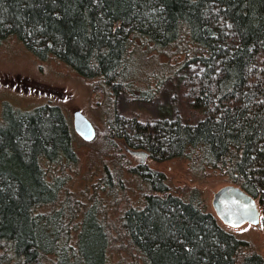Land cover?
I'll return each instance as SVG.
<instances>
[{
    "label": "trees",
    "instance_id": "trees-1",
    "mask_svg": "<svg viewBox=\"0 0 264 264\" xmlns=\"http://www.w3.org/2000/svg\"><path fill=\"white\" fill-rule=\"evenodd\" d=\"M10 35L110 94L130 90L139 55L146 60L139 40L182 53L181 64L196 66L184 77L185 98L201 116L149 122L109 109L98 154L113 167L105 165L109 199L100 204L97 193L85 202L65 184L77 156L60 106L4 103L0 264H264L255 244L221 227L194 193L170 189L146 162L129 164L115 142L214 170L254 197L264 223V0H0V40ZM125 171L141 178L136 187L118 176Z\"/></svg>",
    "mask_w": 264,
    "mask_h": 264
},
{
    "label": "rangeland",
    "instance_id": "rangeland-1",
    "mask_svg": "<svg viewBox=\"0 0 264 264\" xmlns=\"http://www.w3.org/2000/svg\"><path fill=\"white\" fill-rule=\"evenodd\" d=\"M137 45L148 54H145L144 61H140L139 55L134 65L135 71L128 79L131 82L130 90L110 94L101 83L82 77L55 56L49 54L45 58L38 57L13 35L0 40V115L4 103L22 110L47 103L60 106L72 128L73 147L77 156L76 164L72 167L76 169L66 168L68 177L65 184L71 189L72 196L80 197L85 202L88 201L87 195L92 192L97 193L100 204L107 203L109 199L104 182L105 165L113 167L112 158L108 154L98 153L106 145L103 138L107 134L106 119L111 109L114 108L124 117L149 122L177 115L183 121L194 122L201 116V110L185 98L184 77L196 67L195 62L181 64L182 53L166 56L163 52L149 50L143 40H139ZM143 89L152 91L148 99L137 97L138 90ZM75 109L82 111L93 123L95 136L91 140L83 139L73 129L72 113ZM120 141L116 139L115 142H118L119 152L123 153L129 164L135 165L142 161L160 170L170 189L185 197L194 193V199L213 214L211 193L221 184L229 182L222 175L207 168L199 173L194 163L187 158L169 157L155 161L137 152H124ZM54 165L55 172L60 166L57 163ZM132 175L125 171L118 176L136 187L135 182L141 178L135 173ZM129 177L134 178V182L130 183ZM94 188L98 190H92ZM215 220L234 236L251 240L256 250L264 254V223L260 218L256 223L243 222L237 226L226 225L217 217Z\"/></svg>",
    "mask_w": 264,
    "mask_h": 264
},
{
    "label": "water",
    "instance_id": "water-1",
    "mask_svg": "<svg viewBox=\"0 0 264 264\" xmlns=\"http://www.w3.org/2000/svg\"><path fill=\"white\" fill-rule=\"evenodd\" d=\"M72 126L83 139L91 140L95 136V127L90 119L79 109L72 113ZM146 155L145 150H135ZM213 216L229 226H237L243 222L256 223L259 209L252 195L235 183H223L214 189L210 196Z\"/></svg>",
    "mask_w": 264,
    "mask_h": 264
},
{
    "label": "flooded vegetation",
    "instance_id": "flooded-vegetation-1",
    "mask_svg": "<svg viewBox=\"0 0 264 264\" xmlns=\"http://www.w3.org/2000/svg\"><path fill=\"white\" fill-rule=\"evenodd\" d=\"M135 151V150H134ZM137 153H140V154H142L141 152H137ZM144 155V154H143ZM142 162V161H141Z\"/></svg>",
    "mask_w": 264,
    "mask_h": 264
}]
</instances>
